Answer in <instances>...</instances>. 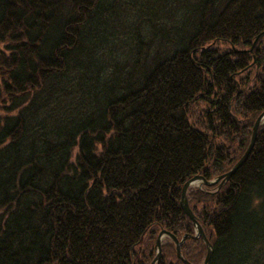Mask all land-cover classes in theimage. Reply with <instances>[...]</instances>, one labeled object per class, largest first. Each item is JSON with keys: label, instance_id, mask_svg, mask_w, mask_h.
Wrapping results in <instances>:
<instances>
[{"label": "trees", "instance_id": "trees-1", "mask_svg": "<svg viewBox=\"0 0 264 264\" xmlns=\"http://www.w3.org/2000/svg\"><path fill=\"white\" fill-rule=\"evenodd\" d=\"M262 113L264 0H0V264H152L163 230L204 264L183 188ZM187 200L208 264H264V123Z\"/></svg>", "mask_w": 264, "mask_h": 264}, {"label": "water", "instance_id": "water-1", "mask_svg": "<svg viewBox=\"0 0 264 264\" xmlns=\"http://www.w3.org/2000/svg\"><path fill=\"white\" fill-rule=\"evenodd\" d=\"M258 39L259 37L256 39V41L254 42L253 44V47H255L256 43L258 42ZM264 122V113H262L259 118L257 119L255 125H254V130H253V136H252V140L250 142V145L248 147V149L246 150V152L244 153V155L242 156V158L237 162V164L234 166V168L232 170H230L227 174H224L223 176L219 177L216 181H211V182H208L207 180H205L203 177L201 176H197L195 178H193L190 182H188L184 188H183V191H182V199H181V207L184 211V213L190 218V220H192V222L194 223V225L196 226V229H197V237H201L203 239V241L205 242L206 246H207V255H206V258L204 260V264H208L211 257H212V254H213V247L211 245V243L209 242V240L207 239L206 235H205V232L203 230V228L198 224V221L195 219V216L194 214L192 213L190 207H189V203H188V200H187V190L188 188L197 183L198 181H202L205 185H212L214 184L215 182H219L221 180L222 183H225L226 181H229L232 176L238 171V169L247 161V159L249 158L254 146H255V143H256V139H257V135H258V130H259V127L261 125V123ZM170 237L171 239L174 240L175 244H176V248H177V255L180 259L183 260L184 264H191L189 261H187L186 259H184L182 257V254H181V245H182V242H179L177 240V238L167 232H162L157 240V251H158V255L154 258L153 260V263L152 264H158V262L160 261V258H161V253H162V240L164 237ZM187 238V236L183 239V241H185V239Z\"/></svg>", "mask_w": 264, "mask_h": 264}, {"label": "rangeland", "instance_id": "rangeland-1", "mask_svg": "<svg viewBox=\"0 0 264 264\" xmlns=\"http://www.w3.org/2000/svg\"><path fill=\"white\" fill-rule=\"evenodd\" d=\"M258 43V42H257ZM257 43H256V45H257ZM256 45H255V47H256ZM255 47H253L251 50H249V52H251L252 53V51H254L253 49L255 48ZM254 130V129H253ZM250 145V144H249ZM234 168V167H233ZM232 168V169H233ZM223 176V175H222ZM219 177H221V176H219ZM218 177V178H219ZM218 178H215V179H213L212 180V182L213 181H216ZM222 181L223 180H221V181H217V182H215L214 184H212V185H205L202 181H198L197 183H195V185H193L194 187H198V188H201V189H204V186L206 187V186H218V188L219 189H221L222 187H223V185L226 183V182H228V181H226L225 183H223V184H221L222 183ZM211 182V181H210ZM190 207V206H189ZM191 209V208H190ZM192 211V210H191ZM192 213H193V211H192ZM194 214V213H193ZM195 216V215H194ZM190 219V218H189ZM191 222H192V220H191ZM193 223V222H192ZM199 224V223H198ZM193 225H194V223H193ZM200 225V224H199ZM195 226V225H194ZM201 226V225H200ZM202 227V226H201ZM195 228H196V226H195ZM165 230H163L162 232H164ZM161 232V233H162ZM165 232H167V231H165ZM160 233V234H161ZM167 233H169V232H167ZM160 234H159V236H160ZM169 234H171V233H169ZM171 235H173V234H171ZM206 235V234H205ZM159 236H158V238H159ZM173 236H175V235H173ZM187 236V238H188V236L190 237V235L189 234H187V235H185L183 238H181V240H179L177 237V240L179 241V242H182V245L185 243V241H186V239H185V241H183V239L185 238ZM168 237V236H167ZM207 237V236H206ZM158 238H157V240H158ZM170 238V237H169ZM193 238L194 239H202L201 237H197V229H196V233H195V235L193 236ZM171 239V238H170ZM173 242H174V240L173 239H171ZM203 240V239H202ZM174 244H175V242H174ZM182 245H181V248H182ZM175 246H176V244H175ZM156 251H157V241H156ZM176 252H177V248H176ZM181 254H182V249H181ZM158 255V251H157V254H156V256ZM161 256H162V253H161ZM177 257H178V255H177ZM183 257V256H182ZM179 258V257H178ZM180 259V258H179ZM160 260H161V258H160ZM153 263V262H152Z\"/></svg>", "mask_w": 264, "mask_h": 264}]
</instances>
